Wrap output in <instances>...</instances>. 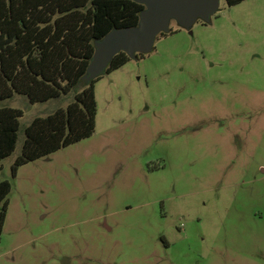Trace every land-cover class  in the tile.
<instances>
[{
	"label": "rangeland",
	"instance_id": "rangeland-1",
	"mask_svg": "<svg viewBox=\"0 0 264 264\" xmlns=\"http://www.w3.org/2000/svg\"><path fill=\"white\" fill-rule=\"evenodd\" d=\"M95 84L94 134L21 167L0 264H264V0L228 7ZM72 95V94H71Z\"/></svg>",
	"mask_w": 264,
	"mask_h": 264
},
{
	"label": "trees",
	"instance_id": "trees-1",
	"mask_svg": "<svg viewBox=\"0 0 264 264\" xmlns=\"http://www.w3.org/2000/svg\"><path fill=\"white\" fill-rule=\"evenodd\" d=\"M225 1L234 7L245 0ZM144 9L131 0H0V104L14 96L31 105L72 97L65 109L36 118L23 129L21 153L11 166L13 178L21 167L94 134V86L102 76L90 84L83 80L94 41L113 29L136 27ZM174 34L171 29L159 38ZM130 60L124 53L116 55L105 75ZM22 117L21 110L0 107V163L16 151ZM10 192L11 184L0 179V241Z\"/></svg>",
	"mask_w": 264,
	"mask_h": 264
},
{
	"label": "water",
	"instance_id": "water-1",
	"mask_svg": "<svg viewBox=\"0 0 264 264\" xmlns=\"http://www.w3.org/2000/svg\"><path fill=\"white\" fill-rule=\"evenodd\" d=\"M145 9L136 27L113 29L103 39L94 41V54L83 78L90 84L105 75L113 58L126 54L131 60L149 55L161 34H169L171 24L191 31L199 21L209 24L218 12L221 0H131Z\"/></svg>",
	"mask_w": 264,
	"mask_h": 264
},
{
	"label": "flooded vegetation",
	"instance_id": "flooded-vegetation-1",
	"mask_svg": "<svg viewBox=\"0 0 264 264\" xmlns=\"http://www.w3.org/2000/svg\"><path fill=\"white\" fill-rule=\"evenodd\" d=\"M199 22H202V21H199ZM202 23H204V22H202ZM205 24V23H204ZM188 33L190 32V31H187Z\"/></svg>",
	"mask_w": 264,
	"mask_h": 264
}]
</instances>
